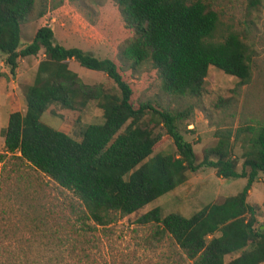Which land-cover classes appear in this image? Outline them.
I'll use <instances>...</instances> for the list:
<instances>
[{"label":"trees","instance_id":"16d2710c","mask_svg":"<svg viewBox=\"0 0 264 264\" xmlns=\"http://www.w3.org/2000/svg\"><path fill=\"white\" fill-rule=\"evenodd\" d=\"M132 38L120 56L133 65L150 60L158 71L164 92L199 96L209 66L239 78L251 77L250 57L239 36L230 32L212 40L218 15L199 0H114ZM256 5L258 0H250ZM35 0H0V52L13 74L18 57L43 51L31 85L24 113L13 111L1 129L6 152L18 153L32 167L82 203L86 216L99 225L111 212L131 214L174 189L186 179V171L212 167L225 179L246 178L242 190L222 202L210 203L190 217L178 213L161 216L155 207L143 213L140 223L155 222L170 234L192 264H260L264 262V227L257 226L255 206L248 192L264 172V126H247L241 170L231 157L232 140L240 132L217 129V142L196 162L193 146L177 127L178 114L158 110L149 101L133 102V89L115 60L99 58L79 47L55 41L49 26H40L29 43L21 45V24L32 13ZM44 11L40 10L41 17ZM80 66L105 73L118 92L102 84H87L69 67ZM96 101L103 123L82 128L80 140L41 120L48 107L80 110ZM162 124L172 138L175 153H156L160 135L146 115ZM247 168L249 169L247 171ZM238 253L229 261L224 257Z\"/></svg>","mask_w":264,"mask_h":264},{"label":"rangeland","instance_id":"374dc122","mask_svg":"<svg viewBox=\"0 0 264 264\" xmlns=\"http://www.w3.org/2000/svg\"><path fill=\"white\" fill-rule=\"evenodd\" d=\"M195 1V0H193ZM218 15L212 40L230 32L246 45L251 77L239 78L209 66L199 96L168 94L161 88L158 71L150 60L133 65L120 56L132 38L114 0H35L32 13L21 24V46L29 43L40 26H49L55 41L79 47L99 58L116 61L133 89V102L149 101L158 110L178 114L177 127L190 142L200 162L205 148L217 142V129L240 128L233 138L231 157L241 170L247 126H264V0H199ZM40 10L44 13L38 16ZM18 57L14 73L0 52V264H192L174 238L155 222L140 223L145 212L160 208L161 216L178 213L190 217L203 206L222 202L246 183V178L225 179L212 167L186 171V179L174 189L139 210L122 215L111 212L103 225L87 218L81 201L68 189L32 167L19 154L6 152L1 133L13 111L24 113L26 91L32 84L40 59ZM69 67L87 84H102L118 92L105 73L70 60ZM41 120L76 140L89 124H102V110L90 101L80 110L51 104ZM160 135L153 154H173L176 149L162 124L144 117ZM236 134V133H235ZM249 169L247 168V171ZM247 202L255 206L257 226L264 227V172L253 182ZM238 253L225 255L229 261ZM264 264V262L260 263Z\"/></svg>","mask_w":264,"mask_h":264}]
</instances>
